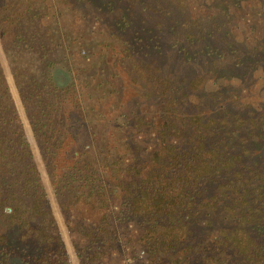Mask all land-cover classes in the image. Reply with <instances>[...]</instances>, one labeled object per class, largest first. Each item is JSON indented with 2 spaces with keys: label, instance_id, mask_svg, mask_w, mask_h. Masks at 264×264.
Listing matches in <instances>:
<instances>
[{
  "label": "rangeland",
  "instance_id": "1",
  "mask_svg": "<svg viewBox=\"0 0 264 264\" xmlns=\"http://www.w3.org/2000/svg\"><path fill=\"white\" fill-rule=\"evenodd\" d=\"M34 5L40 6L47 20L38 30L43 35L46 30L50 40L45 64L54 61L51 72L56 85L72 82L79 90L76 98L84 110L78 115L89 126V149L97 163L105 150L117 145L127 163L149 164L159 148V131H167L164 122L169 120L181 126L180 140L192 134L198 119L201 124L209 118L228 121L223 128L214 126V134L201 131L206 148L217 143L225 149L220 148L224 155L235 158L236 167L214 178L206 176L202 185L204 197L215 192L223 198L216 204L211 201V218L203 219L207 212L203 211L197 220L191 219L193 234L186 256L167 264H218L226 258L215 243L214 234L221 229L251 232L254 249L264 247V0H37ZM188 34L195 35L192 42L186 39ZM11 58L15 66H25L34 75L42 68L33 50L23 58ZM0 67L70 263L78 264L73 246L77 237L72 238L69 230L78 228L82 220L98 218L102 210L97 213L82 204L60 208L59 202L70 194L64 189L57 193L52 185L1 43ZM53 114L41 117L55 119ZM69 123L55 121L48 126L52 130L39 135L60 136ZM168 131L174 138V127ZM226 131L230 133L220 141ZM17 155L15 168L26 167L25 154L18 150ZM234 171L242 176L233 175ZM6 176L7 190L0 198L12 190L20 194L28 178L10 172ZM230 180L247 186L243 199ZM30 193L31 188L25 194ZM117 198H111L106 210L119 232V243L102 264H161L154 258L152 223L133 214L131 207L121 210ZM4 223L6 218L0 215V229ZM6 231L15 264L41 252L37 244L21 240L22 231ZM228 253L232 256L226 258L227 264H246L233 251Z\"/></svg>",
  "mask_w": 264,
  "mask_h": 264
},
{
  "label": "trees",
  "instance_id": "2",
  "mask_svg": "<svg viewBox=\"0 0 264 264\" xmlns=\"http://www.w3.org/2000/svg\"><path fill=\"white\" fill-rule=\"evenodd\" d=\"M36 1L0 0V43L11 65L12 77L52 178V185L57 193L64 189L70 194L69 198L59 202L60 208L69 210L82 204L97 213L102 210L98 218L82 220L78 228L69 230L72 238L77 237L73 246L78 264H102L107 253L119 243V232L109 221L111 214L106 210L116 195L121 210L131 207L133 214L141 215L145 221L152 223L154 258L159 263L167 264L169 260L171 263L175 257L186 256V247L191 246L190 234H193L191 219L197 220L203 211H207L203 219L211 218V201L214 200L216 204L223 198L215 192L209 197L203 196L205 177L209 175L214 178L236 167L234 156L224 155L221 149L224 152L225 149L221 145L212 143L210 145L213 147L206 148L208 145L201 131L214 134V126L223 128L228 121L225 118H209L201 124L198 119L192 134L180 140L178 132L181 126L169 120L164 122L167 131H159V148L154 151L153 158H149V164L144 165L143 160L127 163L117 145L105 150L102 160L97 163L89 149L92 145L89 126L85 118L78 115L84 110L82 102L76 98L79 90L72 82L56 85L51 72L54 61L45 64L48 54L46 44L50 40L46 30L44 35L39 34V27L44 26L43 22L47 20L41 8H38L40 6L34 5ZM194 37V34H188L186 39L192 42ZM32 50L42 64L35 75L25 66L19 68L11 61V57L23 58ZM45 114H53L55 119L49 117L45 120L41 117ZM55 121L70 122L65 126L66 133L54 138L39 135V131L45 134L52 130L48 126ZM168 127H174V138ZM228 133H221L220 141H225ZM18 150L28 159L26 167L18 165L15 168L13 164L18 161ZM237 158L239 162L240 157ZM11 165V169L8 168ZM168 165L170 168L166 170ZM8 172L28 178L22 182L20 194L12 190L5 198L4 195L0 198V215L5 216L7 221V225L4 223L0 229V264H15V250L6 229L18 233L22 231L21 240L37 244L41 251L32 256L28 254L27 258L21 257L16 264H71L0 67V194L7 190L5 178ZM232 173L242 176L238 171ZM246 182L249 183L248 179ZM235 183L230 180L232 188L243 199L248 192L247 186ZM29 188L32 193L27 195L25 193ZM214 235L217 237L215 243L219 244L220 252L227 259L231 255L228 251H233L246 264H264V247L254 249L256 244L250 236L251 232L241 230L235 234L221 229ZM226 258H220L218 264H227Z\"/></svg>",
  "mask_w": 264,
  "mask_h": 264
}]
</instances>
